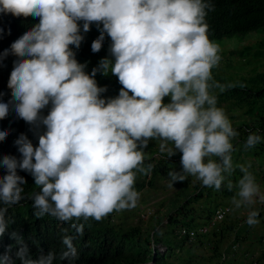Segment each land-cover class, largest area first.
Instances as JSON below:
<instances>
[{"label": "clouds", "instance_id": "1", "mask_svg": "<svg viewBox=\"0 0 264 264\" xmlns=\"http://www.w3.org/2000/svg\"><path fill=\"white\" fill-rule=\"evenodd\" d=\"M214 10L211 0H0V14L39 18L0 53V63L9 54L18 57L8 80L12 97L0 101V120L14 107L25 122L46 128L38 146L19 136L15 144L21 159H0L6 169L0 176V236L8 227L9 208L25 199L27 181L18 170L31 174L39 189L28 197L34 217L66 223L76 236L83 235L90 220L100 222L113 212L136 208L141 196L135 188L137 175H150L154 167L144 163L149 140L160 141L159 151L168 158L177 151L182 154V170L167 174L169 187L190 175L208 188L235 189L231 210L249 208L246 223H259V211L252 206L256 197L264 201V194L250 164L234 167L232 140L239 132L213 94L237 86L222 84L212 75L221 60L206 23ZM80 21L84 32L93 22L102 24L101 35L91 45L94 53L101 50L105 33L112 41L114 63L102 59L91 75L70 48H79L84 39ZM97 72L118 77L122 89L117 97L101 98L106 89L98 87ZM165 97L170 102L165 103ZM50 104L49 113L41 115ZM8 134L0 130V141ZM261 141V135L251 132L244 148ZM236 168L242 175L234 184L228 177ZM11 236L20 264L57 260L52 250L33 258L23 236ZM75 238L62 237L59 260L74 264L78 259ZM0 264L15 261L4 255Z\"/></svg>", "mask_w": 264, "mask_h": 264}, {"label": "trees", "instance_id": "2", "mask_svg": "<svg viewBox=\"0 0 264 264\" xmlns=\"http://www.w3.org/2000/svg\"><path fill=\"white\" fill-rule=\"evenodd\" d=\"M211 3L215 10L206 17L208 35L219 45L218 55L221 56L219 65L212 69V75L222 84L237 85L223 93L215 89L213 94L217 96L218 107L225 110L233 127L239 132V136L232 140L235 149L232 154L234 167L238 164H250L249 170L254 174L260 190L264 192V0H211ZM37 23L39 18L32 16L0 14V28L3 29L0 53L10 49L13 42ZM83 23L79 22L81 35L84 37L80 47L70 45V48L75 53L76 60L85 65V72L91 75L102 59L108 58L114 63L115 58L110 53L112 41L106 33L101 50L94 53L91 49L93 41L101 35L102 24L98 26L93 22L90 30L84 32ZM252 35L259 36L260 40L253 46L242 47L243 41ZM229 43L233 48L227 52ZM17 59L15 55L9 54L0 63V93L3 94L0 101L11 100L8 80ZM94 79L98 87L106 89L101 93V98L106 100L117 97L122 89L118 77L111 73L104 75L97 72ZM240 84L245 86L241 88ZM164 102H170V97H165ZM50 109L51 104L41 111V115L46 116ZM0 130L9 133L0 141V159L9 155L19 160L22 155L15 144L19 136L26 135L34 146H38V136L46 128H36L25 122L17 116L13 107L8 116L0 120ZM251 132L261 135L262 141L245 150L244 143ZM153 141L147 149H143L146 157L144 163L152 164L153 170L150 175L138 174L135 188L141 194L153 192L157 195L163 192L169 195L150 216L153 224L151 232H154L153 238L149 239V247L146 246L143 236L132 232L127 222H119L120 212H113L100 222L90 220V226L85 225L82 236H76L75 230L68 224L54 218H35L32 201L28 197L39 189L31 174L18 170V174L27 181L23 186L25 199L20 205L9 208L6 214L8 227L3 236H0V256L11 255L15 264H20L14 255L18 245L11 236L13 232H18L23 236L33 258L42 253L47 254L50 250L55 251L57 260L54 264H67L66 261L59 260V253L63 250L62 237L65 234L76 237L74 245L79 256L74 264H264V251L260 257L255 254L256 245L264 248V230L258 234L255 232L258 224L249 226L245 220L240 222L231 209L216 228L210 229L206 234H198L195 240L182 235L184 229L198 230L208 227L216 212L229 206L228 200L236 190L230 192L225 185L219 190L208 188L190 175L184 182H177L172 187L164 185V181L170 182L167 175L169 171L182 170V154L177 151L168 158L166 153L159 151L160 141ZM5 174L6 169L0 167V176ZM241 175L239 168H236L228 178L235 184ZM140 211L142 212L138 208L137 212ZM257 219L264 226V208ZM163 227L166 228L162 230ZM65 229H68L67 233ZM153 245L165 248V252L154 249ZM9 246H12L11 252Z\"/></svg>", "mask_w": 264, "mask_h": 264}, {"label": "rangeland", "instance_id": "3", "mask_svg": "<svg viewBox=\"0 0 264 264\" xmlns=\"http://www.w3.org/2000/svg\"><path fill=\"white\" fill-rule=\"evenodd\" d=\"M259 40H260L259 36L252 35L251 37L246 38V40H244L241 45H242V47L248 46V45L253 46ZM232 46L233 45L230 43L227 44L226 51L227 52L232 51L231 50V48H233ZM226 56H228V53H226ZM150 143H154V141L149 140L148 145ZM148 145H147V147H148ZM147 147L144 149H147ZM163 184L169 185V182L164 181ZM261 194H264V192L262 190H261ZM168 195L169 194H166L163 192H161L157 195L154 194L153 192L142 193L136 208L131 209V210L120 211V213L118 214L119 215V222H127L130 225L132 232L137 236H143L144 242L146 243V246L149 247L150 246L149 245V239L153 238V232H154V231L151 232V228H152L153 224L150 221V216H152L156 212V210L160 207V204H162V202L165 200V198ZM234 195H235V193H234ZM255 199H256V203L252 206V208L255 210H258L260 212L261 209L264 208V201H261L259 199V197H256ZM228 203H229L228 208L232 209L233 205L231 204V198L228 200ZM138 208H140V210H142V212L141 211L137 212ZM250 210L251 209H249V208H241V209L236 210L234 212H235L236 218L239 219V221L241 222L242 220L246 221L248 211H250ZM139 215H140L141 221H140ZM165 222H164V226L166 225ZM165 228L166 227H163L162 230H164ZM261 230L262 231L264 230V226H261V221H259V223L255 229V232H257L259 234V233H262ZM155 231H158V229H156ZM263 233H264V231H263ZM157 234H158V232L156 233V235ZM254 241L256 242V244H258V242L256 240H254ZM153 248L156 250L158 249L160 252H165V251H163V247H161L159 245H153ZM263 251H264L263 247H258L256 245L255 254L257 257H260L263 254L262 253Z\"/></svg>", "mask_w": 264, "mask_h": 264}, {"label": "built area", "instance_id": "4", "mask_svg": "<svg viewBox=\"0 0 264 264\" xmlns=\"http://www.w3.org/2000/svg\"><path fill=\"white\" fill-rule=\"evenodd\" d=\"M229 212H230V208L228 207L220 208L216 212L213 221L210 223L208 227H201L198 230L184 229L182 230V235L188 236L190 240H195L198 234H206L209 232L210 229L216 228L217 224L221 222ZM163 251H165V248H163Z\"/></svg>", "mask_w": 264, "mask_h": 264}]
</instances>
